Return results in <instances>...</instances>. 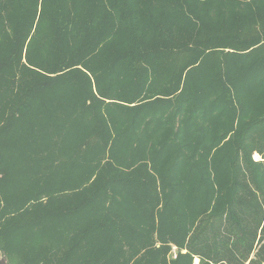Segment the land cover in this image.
Segmentation results:
<instances>
[{"label":"trees","instance_id":"1","mask_svg":"<svg viewBox=\"0 0 264 264\" xmlns=\"http://www.w3.org/2000/svg\"><path fill=\"white\" fill-rule=\"evenodd\" d=\"M0 252L264 264V0H0Z\"/></svg>","mask_w":264,"mask_h":264},{"label":"rangeland","instance_id":"2","mask_svg":"<svg viewBox=\"0 0 264 264\" xmlns=\"http://www.w3.org/2000/svg\"><path fill=\"white\" fill-rule=\"evenodd\" d=\"M252 156H253V158L255 160H258V159L261 158L260 155L257 152H254ZM0 259H1V261L6 262L4 256L1 255V252H0ZM198 263H199V258L198 257H194L193 258V264H198Z\"/></svg>","mask_w":264,"mask_h":264},{"label":"water","instance_id":"3","mask_svg":"<svg viewBox=\"0 0 264 264\" xmlns=\"http://www.w3.org/2000/svg\"><path fill=\"white\" fill-rule=\"evenodd\" d=\"M0 264H7L6 262H3V261H1V259H0Z\"/></svg>","mask_w":264,"mask_h":264}]
</instances>
